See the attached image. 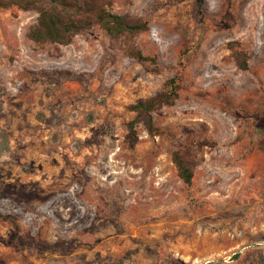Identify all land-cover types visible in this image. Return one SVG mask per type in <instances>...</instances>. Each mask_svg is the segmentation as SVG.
I'll list each match as a JSON object with an SVG mask.
<instances>
[{
  "label": "rangeland",
  "instance_id": "obj_1",
  "mask_svg": "<svg viewBox=\"0 0 264 264\" xmlns=\"http://www.w3.org/2000/svg\"><path fill=\"white\" fill-rule=\"evenodd\" d=\"M110 10L147 28L39 43L35 10L0 6V264H264V0ZM181 59L158 131L140 120L127 138L129 106Z\"/></svg>",
  "mask_w": 264,
  "mask_h": 264
},
{
  "label": "trees",
  "instance_id": "obj_2",
  "mask_svg": "<svg viewBox=\"0 0 264 264\" xmlns=\"http://www.w3.org/2000/svg\"><path fill=\"white\" fill-rule=\"evenodd\" d=\"M16 4L23 9H32L38 13L36 22L31 25L26 36L39 43L54 42L68 44L72 37L82 28L94 23L103 28L111 36L134 35L147 28V22L129 18L110 10L111 0H0V6ZM127 53L137 59L147 57L134 45H130ZM235 63L241 70L247 69L246 54L237 49L234 52ZM184 61H178L173 75L166 79L163 89L148 98H139L129 108L135 113L128 121L127 138L136 139L135 125L143 120L149 133L158 131L154 124L152 112L163 105H172L178 97L180 82L184 70ZM184 154L175 152L173 161L178 175L185 183H190L192 171Z\"/></svg>",
  "mask_w": 264,
  "mask_h": 264
}]
</instances>
